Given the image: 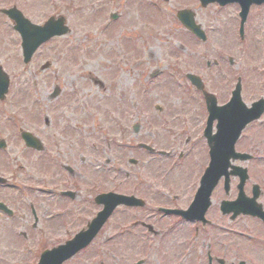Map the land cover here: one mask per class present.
<instances>
[{
	"label": "flooded vegetation",
	"instance_id": "obj_1",
	"mask_svg": "<svg viewBox=\"0 0 264 264\" xmlns=\"http://www.w3.org/2000/svg\"><path fill=\"white\" fill-rule=\"evenodd\" d=\"M46 1L0 0V97L6 92L0 98V157L9 171L0 173L6 179L0 183V264H264V0H250L245 20L237 2L207 7L228 14L231 52L219 48L210 57L215 48L209 34L200 40L188 32L194 46H203L196 59L194 47H186L187 58L195 61L184 76L190 88L182 91L201 98L198 127L186 122L183 132H171L181 137L188 129L184 144L139 143L143 161L123 155L127 141L108 142L99 153L88 130L64 126L65 91L36 89L53 68L48 49L59 54L64 38L47 40L42 28L50 20L62 25L70 6ZM183 45L171 52L182 57ZM34 48L26 64L23 50ZM136 52L139 58L144 49ZM29 78L33 87H22ZM155 110L164 119V107ZM150 121L158 136L159 123ZM114 127L116 135L124 134L122 120ZM219 127L243 128L235 150L248 157H229L228 164L214 157L212 164L211 141L219 145ZM132 130L142 132L141 125ZM104 132L112 134L111 127ZM15 157H32L27 164L38 171L19 168ZM127 162L142 168L135 171ZM112 193L133 199L113 203ZM73 239L79 250L60 263L59 248ZM137 256L142 257L132 262Z\"/></svg>",
	"mask_w": 264,
	"mask_h": 264
},
{
	"label": "rangeland",
	"instance_id": "obj_2",
	"mask_svg": "<svg viewBox=\"0 0 264 264\" xmlns=\"http://www.w3.org/2000/svg\"><path fill=\"white\" fill-rule=\"evenodd\" d=\"M62 4H70L64 8V16L72 32L58 44L59 54L54 49H48L47 59L52 62L53 68L39 78L36 89L50 92L57 86L65 91L64 126L78 124L88 130V136L99 153V148L105 147L108 142L127 141L130 145L123 149V155L137 161L146 157H141L143 152L137 148L139 143L156 144L161 148H169L178 142L184 144V139L191 133L188 129L181 137L171 132H181L186 122V126L198 127L196 118L200 116L195 113L200 115L202 104L196 93L189 92V95L188 91L182 92L190 88L184 76L193 69L195 61L187 58L191 49L186 47H194L192 52L196 59L203 46L193 45L195 39L187 31L184 32L177 15L181 10L192 9L197 23L211 37V47L215 49L209 56L214 57L219 48L231 52L235 46L231 41L232 27L225 24L228 14L225 11L219 13L215 6L204 9L199 0H63ZM29 7L34 9L31 5ZM113 13L120 14L117 21L110 19ZM179 44H184L183 51H180L182 57H177V50L175 54L171 52V47L177 48ZM142 49L144 53L138 58L136 50ZM155 71L160 72L157 78L145 77ZM203 72L207 73L200 71ZM140 75L146 80L141 81ZM214 75V71L209 72L210 77ZM43 79L44 82H41ZM220 80L223 82V77ZM33 83L35 81L29 78L22 87L31 88ZM187 96L194 100H189ZM46 100L51 107L48 95ZM156 105L164 107L166 114L163 117L170 120L168 126L162 125L164 119H159ZM132 106L147 109L133 112ZM141 116L147 121L152 119L150 122L159 123L160 139ZM121 120L123 127L120 128L124 129V134L120 135L119 131L116 135L118 129L114 124ZM137 123L141 125L142 132L135 134L132 128ZM109 126L112 134L104 132V128ZM72 136L78 138L77 134L72 133ZM99 153L96 152L97 155ZM31 158L15 157V165L27 171H38L28 166L27 160ZM0 159V173L7 176L9 171L5 165L3 168V158ZM127 166L135 171L142 168L139 165L130 167L128 162ZM59 234L65 238L63 232ZM141 257H133L132 262ZM153 258V255L149 256V261L152 262Z\"/></svg>",
	"mask_w": 264,
	"mask_h": 264
},
{
	"label": "water",
	"instance_id": "obj_3",
	"mask_svg": "<svg viewBox=\"0 0 264 264\" xmlns=\"http://www.w3.org/2000/svg\"><path fill=\"white\" fill-rule=\"evenodd\" d=\"M202 1L204 3L203 5H206L209 2H215V1H217V2L220 1L222 4H224V3H227V2H229L231 0H202ZM185 14L187 16H185ZM180 18L183 21L185 19L186 22H187V24H188V26H190L191 29H198V27H196L195 25L193 27V24H192L193 21L191 20V19H193V14L192 13H186V12L183 11V12L180 13ZM63 25H64V21H63ZM47 29L49 30V28H47ZM68 32H69L68 28L64 26V28L61 29L60 31H57V32L54 31V34H64L65 35ZM31 54L29 56H31ZM220 130H223V129L220 128ZM222 138H223V140L222 141H219V145L214 144V142H215L214 140L211 141V144L213 145V147H212V157H232V155H230L233 152V143H232V140L230 141L225 136H222ZM218 149H219V151H218ZM111 197H112L111 202H113V203L123 202V200H124V198L119 197V195L118 196L112 195ZM114 208H115V206H112L111 212L113 211ZM75 247H76L75 244L72 243L69 247L64 248V250H62V254H60V256H59L60 260H58V261L60 263H62L66 259H69L70 256H72L73 254H75V252H77V250H79L78 247L77 248H75Z\"/></svg>",
	"mask_w": 264,
	"mask_h": 264
}]
</instances>
